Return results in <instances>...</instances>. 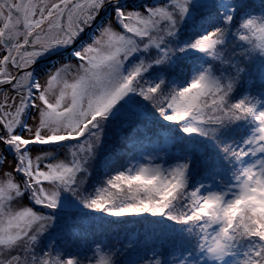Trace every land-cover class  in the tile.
<instances>
[{"label": "snow or ice", "instance_id": "6c2138e0", "mask_svg": "<svg viewBox=\"0 0 264 264\" xmlns=\"http://www.w3.org/2000/svg\"><path fill=\"white\" fill-rule=\"evenodd\" d=\"M0 264H264V0H0Z\"/></svg>", "mask_w": 264, "mask_h": 264}, {"label": "trees", "instance_id": "16d2710c", "mask_svg": "<svg viewBox=\"0 0 264 264\" xmlns=\"http://www.w3.org/2000/svg\"><path fill=\"white\" fill-rule=\"evenodd\" d=\"M126 227L128 229H134L135 228L137 231H139L138 225H135V224H128V225H126Z\"/></svg>", "mask_w": 264, "mask_h": 264}]
</instances>
